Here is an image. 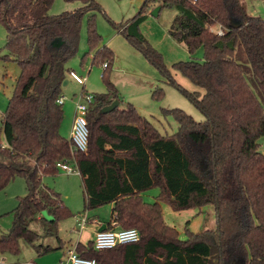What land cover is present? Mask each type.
<instances>
[{"label": "trees", "instance_id": "obj_1", "mask_svg": "<svg viewBox=\"0 0 264 264\" xmlns=\"http://www.w3.org/2000/svg\"><path fill=\"white\" fill-rule=\"evenodd\" d=\"M66 1H80L83 7L54 16L55 0H0L8 53L2 60L20 68L1 128L6 145L0 143V191L17 177L24 178L28 189L12 212V228L0 236V254L19 256L21 240L39 255L60 249L35 245L40 235L30 226L46 212L51 220L41 221L53 236L60 222L74 217L61 195L43 183L44 177L59 173V163L73 160L83 182L85 211L113 204L110 225L140 233L139 242L109 250L79 243L80 256L97 264H264V154L259 143L264 137V20L250 15L243 0H144L121 32L206 120L198 123L181 109L164 110L179 126L168 138L133 105L103 114L114 101L121 103L107 80L108 93L94 96L88 113V151L73 157L71 141L60 132L64 110L58 100L86 14L93 13L88 43L94 64L107 63L105 79L114 53L100 47L95 24V13L102 10L99 0ZM156 6L155 11L176 10L169 35L190 54L204 47V62L173 65L203 93L178 85L141 34L146 12ZM213 26L224 34L212 33ZM163 95L162 88L153 92L157 100ZM153 188L175 211L213 206L216 228L187 230V239L181 240L164 222L159 202L143 200L142 194Z\"/></svg>", "mask_w": 264, "mask_h": 264}, {"label": "rangeland", "instance_id": "obj_2", "mask_svg": "<svg viewBox=\"0 0 264 264\" xmlns=\"http://www.w3.org/2000/svg\"><path fill=\"white\" fill-rule=\"evenodd\" d=\"M143 2L144 0H99L102 10L95 13V24L98 34L102 37L100 47L107 46L114 53V61L106 79L103 78L104 65L94 64L95 52L91 51L88 43V24L93 13H88L83 17L78 50L66 67L70 72L73 71L79 77L85 78L87 82L84 88L73 80L68 72V85L63 86V97L66 98V102L63 106L64 123L62 124L65 129L69 128V132L66 134L69 140L74 123L75 105L79 101L81 93L85 89L86 93L93 96L106 94L108 93L107 80L116 87L121 105L123 107L133 105L138 113L150 120L164 137H173L179 127L172 116L164 114V110L181 109L196 122H205V116L181 93L177 85L170 84L162 72L121 32L120 26L127 24L139 14ZM243 3L250 15L264 20V0H243ZM82 7L83 4L80 1L55 0L50 13L58 16L65 12H75ZM157 7L159 6L146 12L147 18L139 28L141 34L161 56L163 63L171 71L178 85L190 92L200 91L203 93V90L176 72L173 65L191 60L204 62V47H198L193 54H190L185 44L176 42L169 35L170 26L177 16L176 10L163 8L157 16H154L153 13ZM219 30V26H213L210 29L215 34ZM6 37L7 30L0 23V143L3 146L6 145V142L1 131L2 122L20 75V68L16 63L2 60L8 54L5 50ZM158 88L163 89L164 95L161 100L153 97V92ZM259 143L260 152L264 154V137L259 140ZM69 164L74 165L75 163L72 160L69 161ZM43 183L61 195L65 206L70 209L74 217L60 222L56 229L57 232L54 231L57 235L49 236L45 233V224L41 219L51 220V218L46 212H43L38 220L30 226L31 230L40 235L35 245L57 246L59 244L58 237L67 240V244H69L68 238L72 237V229L78 234L81 231L79 226L81 219L85 217L86 213H89L85 211V191L82 178L79 174L68 175L59 171L55 177H44ZM160 194L159 188H153L144 192L142 197L146 203L159 202L164 222L178 231L181 240L187 239V230L201 233L215 229L216 217L213 206L175 211L168 203L160 200ZM27 195L26 181L22 177L15 178L4 190L0 191V233H7L12 228V212L18 206L19 199ZM107 207L108 205L104 206L99 212L103 220L109 219L110 216ZM208 224L209 227H207ZM61 244L64 243L61 242ZM19 245L20 255H8L6 264L31 262L49 264L53 259L52 254L39 255L33 246L22 240Z\"/></svg>", "mask_w": 264, "mask_h": 264}, {"label": "built area", "instance_id": "obj_3", "mask_svg": "<svg viewBox=\"0 0 264 264\" xmlns=\"http://www.w3.org/2000/svg\"><path fill=\"white\" fill-rule=\"evenodd\" d=\"M224 33L220 30L217 32L218 36H222ZM107 67V63L104 64V68ZM73 79L80 85H85L86 79L77 76L75 73H71ZM66 102L65 97H60L58 100L59 105H63ZM94 103V96L89 93L82 92L79 101L75 105L74 123L71 131V147L72 156L76 154L86 153L89 147V128H88V113L91 105ZM58 169L65 172L68 175L79 174L77 164L70 165L69 163H59ZM87 218L81 219L79 224L81 229L87 225ZM111 228L101 230L97 232L95 239L93 240L95 250H109L116 248L120 245L133 244L140 241V233L136 229H124L119 227L116 223L111 224ZM0 264H5L3 260ZM35 264V263H29ZM57 264H97L94 259H87L80 256L76 252V248L68 252L67 257L64 260L59 261Z\"/></svg>", "mask_w": 264, "mask_h": 264}, {"label": "crops", "instance_id": "obj_4", "mask_svg": "<svg viewBox=\"0 0 264 264\" xmlns=\"http://www.w3.org/2000/svg\"><path fill=\"white\" fill-rule=\"evenodd\" d=\"M71 73H75V72H73V71L70 72V76L73 79ZM83 79H85V78H83ZM86 82H87V80H86ZM86 82H85V85H86ZM85 85H82V86L85 88ZM83 92L86 93L87 91L84 89ZM120 105H121V103H120ZM68 129L69 128L65 129L64 124H62L60 132H61V135L63 137H65L66 139H68L66 137V134L69 132ZM113 207H114L113 204L108 205V207H107L108 210H109V213H110L109 219H107V220L106 219H104V220L101 219V216H100V213H99L100 210H102L101 208H104V207L98 208V209H96L93 212L92 211H88L89 213H86L84 215L85 217H83V218L87 217V221H88L87 225L84 227V229H81V231H79L78 234H76L75 230L72 229V232H71L72 233V235H71L72 237L68 238L69 244H67V240L59 237V239H61V242H63L64 244L62 245L61 242H58L60 245L58 244L57 246H52L54 248L60 247V249L55 251V252L49 253V254L53 255V259L49 262V264H57L59 261L63 260L68 255V252H70L71 250H74L79 243H81L83 245H87L88 243H92L93 240L95 239V236H96L97 232H99L101 230H106V229L111 228L112 226L110 225V222H111ZM215 226H216V221H215ZM207 227H209V224H208ZM2 234L3 233H0V235H2ZM7 257H8L7 254H0V261L3 260L4 262H6L7 261L6 260ZM38 260L40 261V259H38ZM41 262H43V261H41ZM31 263L41 264L40 262L39 263L31 262ZM15 264H29V263H15ZM43 264H45V263L43 262Z\"/></svg>", "mask_w": 264, "mask_h": 264}, {"label": "water", "instance_id": "obj_5", "mask_svg": "<svg viewBox=\"0 0 264 264\" xmlns=\"http://www.w3.org/2000/svg\"><path fill=\"white\" fill-rule=\"evenodd\" d=\"M159 11V8L153 13L154 16H157V12ZM68 85V81H65L64 82V87H66ZM120 105V102L118 100L114 101L111 105L105 107L103 110H102V113L103 114H109L111 112H113L115 109H117Z\"/></svg>", "mask_w": 264, "mask_h": 264}]
</instances>
